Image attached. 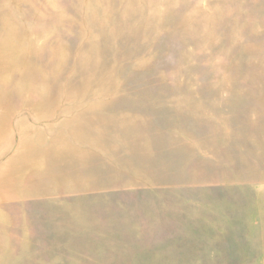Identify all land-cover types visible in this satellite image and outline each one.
I'll list each match as a JSON object with an SVG mask.
<instances>
[{"label": "rangeland", "instance_id": "obj_1", "mask_svg": "<svg viewBox=\"0 0 264 264\" xmlns=\"http://www.w3.org/2000/svg\"><path fill=\"white\" fill-rule=\"evenodd\" d=\"M0 264H264V0H0Z\"/></svg>", "mask_w": 264, "mask_h": 264}, {"label": "bare ground", "instance_id": "obj_2", "mask_svg": "<svg viewBox=\"0 0 264 264\" xmlns=\"http://www.w3.org/2000/svg\"><path fill=\"white\" fill-rule=\"evenodd\" d=\"M21 45V44H20ZM28 46V45H27ZM22 48V47H21ZM21 50H23V49H21ZM28 159V158H27ZM90 168V167H89ZM85 175H86V173H85Z\"/></svg>", "mask_w": 264, "mask_h": 264}]
</instances>
